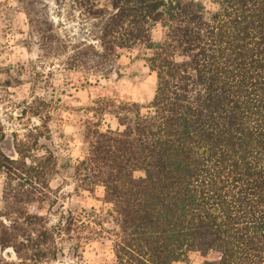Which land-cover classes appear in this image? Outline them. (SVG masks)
Returning a JSON list of instances; mask_svg holds the SVG:
<instances>
[{"label":"trees","instance_id":"16d2710c","mask_svg":"<svg viewBox=\"0 0 264 264\" xmlns=\"http://www.w3.org/2000/svg\"><path fill=\"white\" fill-rule=\"evenodd\" d=\"M70 1L69 14L82 21L69 39L27 2L43 50L65 54L69 68L98 80L120 74L124 49L142 47L156 86L146 105L100 100L75 162L59 163L45 124L26 134L29 143L11 133L8 152L0 120V172L8 178L0 247L20 260L11 264H40L56 233L73 230L71 212L47 227L43 215L21 205L47 199L41 194L57 165L68 174L72 168L90 191L103 187L115 222L107 230L113 264H174L192 251L216 254L203 264H264V0ZM158 26L163 36L155 40ZM106 113L116 127L101 126ZM12 180L30 188L8 192ZM93 218L87 227L97 232ZM33 219L37 233L20 238ZM24 248L32 251L27 259Z\"/></svg>","mask_w":264,"mask_h":264},{"label":"rangeland","instance_id":"374dc122","mask_svg":"<svg viewBox=\"0 0 264 264\" xmlns=\"http://www.w3.org/2000/svg\"><path fill=\"white\" fill-rule=\"evenodd\" d=\"M28 1H34L36 15L46 13L53 19L56 30L66 39L79 31L82 21L77 15L71 17L69 14L73 11L70 0H0V120L8 133L3 147L8 152L12 151L13 132L19 141L29 143L26 134L35 126L45 124L60 155L59 163L66 157L75 162L85 154L83 132L87 121L98 117L95 107L101 106L100 100L109 98L146 105L153 96L156 76L144 59L149 50L142 47L124 49L117 62L119 75L114 73L106 79H89L82 69L69 68L65 54L46 52L41 48L36 28L29 24L25 13L29 11ZM59 3L62 8H59ZM152 36L155 40L163 36L160 26L153 30ZM24 109L27 111L21 116ZM108 125L116 127L117 120L106 113L102 116L101 126L106 128ZM58 166L49 181L50 188H44L41 194L47 199L40 200L38 197L41 196H36L32 202L21 204L29 213L36 211L43 215L47 227L65 219L69 212L72 220L74 218L73 230L56 233L47 257L38 263L113 264L112 236L107 230L113 228L115 222L108 213L109 205L102 199L103 187L97 186L90 191L81 184L80 177L72 176V168L68 174ZM139 174L136 172V175ZM7 180L5 173L0 172V209L5 205L3 189ZM11 187L13 192L21 193L30 188H21L16 180H12L8 192ZM13 192L8 194L10 198ZM56 199L58 202H54ZM90 209H94L96 218L89 217ZM17 215V211L10 213L12 218ZM92 218L96 219L91 223L97 232L87 227ZM20 220L24 221V218ZM39 228L40 224L33 219L31 224L24 225L25 232H20V238L27 235L34 237ZM57 248L60 252L56 253ZM8 251L9 248L3 251L0 247V264L20 261ZM31 253L30 248L21 251L26 259ZM215 255L192 251L174 264H203L205 259ZM33 262L28 260L30 264Z\"/></svg>","mask_w":264,"mask_h":264},{"label":"water","instance_id":"95a60500","mask_svg":"<svg viewBox=\"0 0 264 264\" xmlns=\"http://www.w3.org/2000/svg\"><path fill=\"white\" fill-rule=\"evenodd\" d=\"M9 250L13 253V250L11 248H9Z\"/></svg>","mask_w":264,"mask_h":264}]
</instances>
